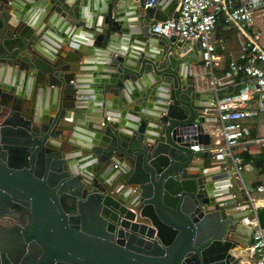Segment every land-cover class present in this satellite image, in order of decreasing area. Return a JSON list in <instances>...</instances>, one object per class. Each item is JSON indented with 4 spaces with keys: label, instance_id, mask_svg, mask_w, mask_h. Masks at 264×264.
<instances>
[{
    "label": "water",
    "instance_id": "obj_1",
    "mask_svg": "<svg viewBox=\"0 0 264 264\" xmlns=\"http://www.w3.org/2000/svg\"><path fill=\"white\" fill-rule=\"evenodd\" d=\"M49 1L39 0L46 10L31 26L23 0H0V73L11 68L28 77L36 69L42 91L57 103L44 122L37 106L21 107L23 99L4 106L0 81V111H7L0 120V220L8 223L0 226V264H249L241 260L251 230L239 226L254 202L234 170L228 183L208 184L209 176L215 180L208 170L228 161L215 159L205 131L219 122L202 113L213 96L198 100L203 49L198 40L152 31L177 15L178 0L168 14L160 0ZM59 36L76 53L52 61L59 47L50 37L62 42ZM85 45L104 58L99 92L138 96L122 128L113 113L81 112L89 97L77 72L88 68L77 63L92 57ZM82 134L97 146L78 142L90 141ZM67 143L93 154L78 159ZM236 247L241 252L233 254Z\"/></svg>",
    "mask_w": 264,
    "mask_h": 264
},
{
    "label": "built area",
    "instance_id": "obj_2",
    "mask_svg": "<svg viewBox=\"0 0 264 264\" xmlns=\"http://www.w3.org/2000/svg\"><path fill=\"white\" fill-rule=\"evenodd\" d=\"M256 14L264 16V0H179L177 15L152 28L168 38L200 42L198 88L213 96L212 105L202 113L219 119L205 125L212 141L209 148L216 160L230 163L243 183L246 155L264 151V34L254 28ZM221 22L240 38L238 53L229 52L228 59L226 38L219 34ZM192 147L206 149L200 144ZM253 215L257 223L250 231V264H264V229Z\"/></svg>",
    "mask_w": 264,
    "mask_h": 264
},
{
    "label": "crops",
    "instance_id": "obj_3",
    "mask_svg": "<svg viewBox=\"0 0 264 264\" xmlns=\"http://www.w3.org/2000/svg\"><path fill=\"white\" fill-rule=\"evenodd\" d=\"M160 1H163L164 6L161 9V11L163 13L168 14V13L172 12V10L174 8V6H173L174 0H160ZM38 2H39V0H23V5L21 7L22 13L25 14V16H26L25 18L28 19L27 22L31 26L35 22L38 21V19L42 15V12L44 10H46V6L39 4ZM48 5L49 6L51 5L49 0H48ZM178 5H179V0L177 2V5L175 6L176 11H177ZM43 25H44V23H43ZM105 26L108 27L107 25H105ZM59 37L61 39H63L62 42L61 41L58 42L57 39L50 37V41H52L55 45H57L59 47L58 48L59 56L52 58V61H54L55 59L57 60L61 57L64 58L65 56L68 55L69 52L76 53L75 52L76 50L69 46L68 42H70V39L67 38V40H66L61 36H59ZM136 40H137V37H135V39H131L128 44L126 43L127 46L131 48L133 46L134 41H136ZM92 41L93 40H91V42ZM239 42H240V38H239ZM239 42H238V45H239ZM92 43H90L88 45H92ZM80 48L87 50L88 55L92 56V57H87L86 55H82L80 60L77 63V65L81 68L82 67L88 68V70L79 69L77 72V73L81 74V76L83 75V78L86 80L82 85L85 86L84 91L87 92L86 94H84V96L89 97L88 101H85V104H87L85 106L86 109L80 108L81 112H83V114L87 116L88 114H90L89 112L91 111V109H94V108L99 109L100 110V118H103L104 114L110 115L109 113H113L118 118V120L114 122V125L117 128H122V127L126 126V124L128 122L127 114H129V111H131L134 108L133 103L136 102L135 100L138 99V96L130 95L129 100L131 102L127 103L129 100L128 101L124 100L123 95L122 96L119 95L120 97H122V101H120V99L118 98L119 97L118 95H115L111 92H107L106 94H102L101 92H99L100 88L98 86V83L100 81V78L103 75L102 71L106 68L105 64H104L105 63L104 58L98 57L97 55H95L96 53L93 51L91 46L89 47V46L85 45V46H81ZM195 50H196V47L192 44L191 50H189L187 52V54H185V58L190 57L191 54L193 52H195ZM159 58H160V56H159ZM23 73L24 74L22 77L19 72H17V71L14 72L11 68L9 70L1 71L0 81L2 82V86L4 88V93L7 96L6 97L3 95V97H2V101L4 103V106L11 108L12 106L18 105V102L16 100L23 99V103L21 104V107L23 109H26L28 107V104L29 105L32 104L33 107L37 106L41 112L43 121L47 122L48 115H51V114L53 115L54 114V108L57 107V103L55 104V96L53 95L52 92L42 91V88H41L42 83L38 82V74H37L36 69H30L28 72L29 73L28 77H26V75H25V74H27V72L25 70H23ZM149 87L152 89L150 95L153 98L158 97L157 96V93H158L157 87L152 86L150 84H149ZM206 90H207V88H206ZM146 91L147 90L145 88H142V89L138 90V95L143 96V95H145ZM207 91H209V90H207ZM207 91H205V93H203L204 94L203 96H200L198 98V100L201 101L202 103H209L210 102V96H206L209 93ZM152 97H150V98L152 99ZM57 98L58 97L56 95V99ZM31 110L33 111V108H31ZM6 113H7V111L5 109L0 111V120H3L6 117ZM108 119H110V116L108 117ZM68 133L70 135H72V133L70 131ZM83 135L87 139H90V141L86 142V141H80L79 140L78 142H81L82 145L89 146L91 148H95V146H97L94 143L93 138H91L90 136H88L86 134H82V136ZM66 147H67L66 149H68V151L78 152L80 154L78 159H82L83 157H86L87 155L93 154L92 149H85V148L78 146L76 144L67 143ZM256 154H258V153L252 154V156H255ZM78 159L76 158L75 162H78ZM226 163H227V165H225L224 168H222L221 166H216V167L210 168L211 170H208V172H214L213 177H215V180L213 179V181H211L212 177L209 176L208 180L210 183H208V184L215 183V185H224L230 181L228 173H230L234 169L230 165L229 162H226ZM246 164L247 165H246L245 170H247L250 166L253 168V170L250 171V177H249L250 183L246 182L243 175H242V178H243L244 183L241 181V179L240 180L238 179L237 183L243 191L247 192L250 199L254 202V205L256 207L258 206L257 210H253V212H247L246 215L256 213L258 220H259V223L261 224V226L264 229V182L258 183L257 185H255V182H254V178H256V172H255L256 167L254 166L255 164H254L253 160H250V162H248V163L246 162ZM245 170H244V172H245ZM81 172H82V170H81ZM244 172H243V174H244ZM250 184L253 185V187H257V190H258L257 194H253V192L250 191ZM132 195H134V192L132 193ZM125 199L128 200L129 197H127ZM244 217H243V221H245V222H250L253 224V222L255 221L257 223L256 217L253 221H250V220L247 221V218L244 219ZM0 222H2V221L0 220ZM231 252L233 254L240 253L241 248L236 247V249H232ZM248 257H249V259H247ZM242 261H247V263L250 264V262H251L250 251H247V254H244L241 262Z\"/></svg>",
    "mask_w": 264,
    "mask_h": 264
},
{
    "label": "trees",
    "instance_id": "obj_4",
    "mask_svg": "<svg viewBox=\"0 0 264 264\" xmlns=\"http://www.w3.org/2000/svg\"><path fill=\"white\" fill-rule=\"evenodd\" d=\"M223 26L224 25L221 22L219 24V27H221L220 30H219V34L222 35V36H224L226 38V43H225V45H226L225 57H226V59H228V57H229L228 56V53L229 52H232L234 54H237L238 51H239V49H240L239 35H238V32L235 29H233V28L232 29H227V28H224ZM229 35H233V37H235L234 38V41H236V43L239 42V45L237 44V47H236L237 50L236 49H233L232 46L230 45L231 40H230ZM250 160H253V162L255 164L254 166L256 168H260L262 172L264 171V151L259 152L255 156L246 155V162L248 163V162H250Z\"/></svg>",
    "mask_w": 264,
    "mask_h": 264
},
{
    "label": "rangeland",
    "instance_id": "obj_5",
    "mask_svg": "<svg viewBox=\"0 0 264 264\" xmlns=\"http://www.w3.org/2000/svg\"><path fill=\"white\" fill-rule=\"evenodd\" d=\"M254 28L256 30H261L262 33L264 34V16H258L257 14L254 16ZM230 37V45L232 46L233 49L237 50V44L236 41H234L233 35H229ZM235 50V51H236ZM253 170V168L250 166L247 170H245L243 176L244 179L246 180L247 183H250V171ZM256 172V178H254L255 185L258 183H263L264 182V171L262 172L260 168H255ZM250 191L253 192V194H257L258 190L257 187H253V185L250 184ZM263 196V195H262Z\"/></svg>",
    "mask_w": 264,
    "mask_h": 264
},
{
    "label": "bare ground",
    "instance_id": "obj_6",
    "mask_svg": "<svg viewBox=\"0 0 264 264\" xmlns=\"http://www.w3.org/2000/svg\"><path fill=\"white\" fill-rule=\"evenodd\" d=\"M247 218V221H253L255 219V216L253 214H248L244 217V219ZM256 225V222L254 221L253 224L250 223V222H245V221H241V224L239 226V229L240 231H243V232H246L248 233L252 227H254ZM246 240V239H245ZM236 249V248H235ZM247 251L249 250H246V254H247ZM245 253V252H244ZM249 253V252H248ZM244 256V255H243ZM246 257V256H245Z\"/></svg>",
    "mask_w": 264,
    "mask_h": 264
},
{
    "label": "flooded vegetation",
    "instance_id": "obj_7",
    "mask_svg": "<svg viewBox=\"0 0 264 264\" xmlns=\"http://www.w3.org/2000/svg\"><path fill=\"white\" fill-rule=\"evenodd\" d=\"M8 224L7 222H0V226Z\"/></svg>",
    "mask_w": 264,
    "mask_h": 264
}]
</instances>
